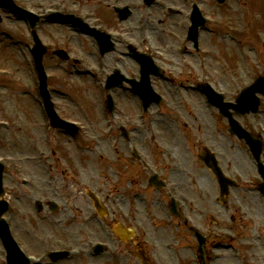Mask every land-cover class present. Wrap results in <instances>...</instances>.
Segmentation results:
<instances>
[{
	"label": "rangeland",
	"instance_id": "1",
	"mask_svg": "<svg viewBox=\"0 0 264 264\" xmlns=\"http://www.w3.org/2000/svg\"><path fill=\"white\" fill-rule=\"evenodd\" d=\"M28 1H61L65 6H70L72 1H76L77 6H81V11L95 10L96 16L104 19L110 28H131L136 25V16L132 17V21L119 23L113 6L122 1L137 3L138 0ZM162 1L165 2L162 8L168 5L180 4L185 7L189 5V0ZM203 1L209 14L219 16L235 27H237L238 13L235 5H243L242 12L246 17L248 31L240 35L244 41L240 49L235 48L236 46L228 40L212 34H204L201 43L203 49H206L205 60L210 72V80L217 89L226 91L228 100H233L244 85L259 75L264 76V0H230L227 8H217L214 0ZM149 11L152 13V18H147L152 47L145 46L148 48L147 51L151 52L153 47L159 49L173 58V65L170 66L173 72L178 69H190L191 80H202L197 56L191 55L186 60H182L177 57V54L175 55V46L182 33L179 31L182 17L166 18L162 9L157 7H152ZM147 12L145 10L142 14L146 15ZM253 15L256 20L253 19ZM7 27H9L8 30ZM70 30L53 22L49 24L45 22L39 26L42 40L50 48L44 65L46 72L51 75L48 85L52 101L55 103L58 114L63 118L80 120L83 124L91 121L94 127L99 124L96 128L93 127L91 133L99 135L102 142L99 145H91L90 151H82L78 149L77 143L84 148L90 145L85 139L89 136L88 133L81 134L75 141L64 136L53 135L52 148L55 151L51 164L55 166L58 181L52 182L51 186L58 188L59 197L56 199L61 201L65 209L54 218H49V223L40 221L35 216L33 207L35 201H42L44 195H52L50 187L48 192H45L42 182L45 178L43 170L46 167L39 162L23 163V171L35 183L34 189L30 186H20L13 178H7L5 187L11 191L12 196L10 195L9 199L13 203L7 216L11 219L14 233L31 250L40 251L43 248H40L33 240V233L47 236L51 244H57L60 237L70 238L71 230L83 232L80 219L85 217L87 212L93 211L92 206L87 204L89 200L82 195L83 185H88L87 189L96 191L103 198L105 207L108 208L103 217H97V213H94L96 217L92 223H89L91 239L110 241L109 251L112 252L113 248L120 249L121 259H112L110 253L109 255L107 253L103 258H83L81 261L64 264H138L134 257L137 247L147 252L151 260L153 259L152 264H197L193 256L195 252L193 250L196 249L194 239L188 236L187 230H183L182 235L177 234L176 228L171 225V218L166 212L160 211L163 208L157 203L154 204V209L149 215L140 208L141 213L135 217L133 234L125 240L119 237L121 231L118 232V226L122 221L115 216L117 203L114 196L128 197L131 190H136L139 193L137 201L141 207L145 198H152L156 193L153 194L150 192L153 190L141 188L145 176L141 166L136 161L129 160L123 139L117 137V139L107 140L101 109L104 90L99 80L102 77L99 76L94 80L85 71H92V65H97L100 60L104 63L102 67L105 68L111 58L116 57L120 58L125 65L131 64L129 75H133L136 65L129 58L120 57L119 51H122L120 48L118 52H112L103 59H98L94 43ZM1 31L20 37L24 43L9 44L7 40H0V67L7 70V74H12L10 78L0 77V82L4 83L7 79L15 81L14 84L7 81L3 88L0 84V116L12 121V127H14L12 130L0 129L2 132L0 154L13 157L34 156L35 144L39 149H44L40 140L43 121L37 103H34V97L38 95L37 81L35 79L33 83L32 71L25 61V55L28 56L25 44L29 42L26 38L28 30L21 21H14L4 16L0 23ZM133 35L137 36L135 32ZM2 38L0 35V39ZM125 38L133 39V36L126 35ZM54 48L70 51L71 59L83 56L82 65L75 68L70 61L57 59L50 53ZM76 69L84 70V74H77ZM155 86L171 103L178 105L180 114H172L167 108L168 105H163L167 116L163 114L154 118L155 135H157L155 141L149 143L148 136L140 134L139 131L131 134L138 149L152 157L158 169L164 174H167V164L173 159L178 161L179 169L182 166V170H177L178 173L171 174L170 178L178 183L180 194L183 195L185 202L189 203L190 214L197 221H204L202 224L204 227L213 226L222 230L223 235L226 236L222 238V258L213 260L211 264H264V198L247 189L249 183L256 185L258 179L255 178L254 164L249 158L246 145L229 134L225 118L218 115L216 110L210 109L212 110L211 118L204 107L203 100L195 91L176 90L177 93H174L171 87L160 80H156ZM22 90H25L24 94ZM113 96L118 107L123 110V121L133 120L140 109L136 98L128 91L121 90L114 92ZM256 117H262L261 120L264 123V98L261 99L260 113ZM238 120L244 127L252 131L255 129L256 120L252 115L238 117ZM5 131L8 132L5 133ZM113 148L117 151L116 154ZM204 148L214 151L223 171L233 175L239 182V188L232 189L226 208H223L216 200L218 190L213 175L201 161L196 159L195 155ZM48 152H45L46 155ZM111 166L114 167L111 169ZM116 170L120 174L124 173L120 181L111 173ZM72 174L79 179L76 185L72 184L74 182ZM65 194L69 197L67 198ZM118 197L116 199H119ZM70 198L74 200V204L69 203ZM125 200L126 198L123 197L122 204H125ZM84 205H87L88 210L82 214L81 209H84ZM69 210L71 213L67 214ZM61 218L64 220L63 224H59L56 220ZM113 230H117L115 231L117 234ZM230 233L243 236L239 247L233 244L234 246L230 248L231 241L227 239Z\"/></svg>",
	"mask_w": 264,
	"mask_h": 264
}]
</instances>
